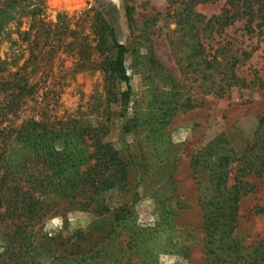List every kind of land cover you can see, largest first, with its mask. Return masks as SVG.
Masks as SVG:
<instances>
[{
  "label": "rangeland",
  "instance_id": "obj_1",
  "mask_svg": "<svg viewBox=\"0 0 264 264\" xmlns=\"http://www.w3.org/2000/svg\"><path fill=\"white\" fill-rule=\"evenodd\" d=\"M74 1L0 0V79L24 85L20 109L0 126L11 128L0 134V264H205L201 203L210 187L195 159L219 149L240 158L254 141L264 115V27L247 34L239 23L223 34L240 58L241 83L214 92L181 68L179 0ZM223 3L193 10L208 19ZM100 21L128 50L126 103L124 84L99 67ZM95 140L129 163L123 190L95 189ZM52 146L53 155L91 158L75 167L59 155L55 168ZM228 170L232 179L235 165ZM245 181L234 236L249 247L264 242V215L255 213L264 210V180ZM32 198L45 215L27 224L17 207L27 212Z\"/></svg>",
  "mask_w": 264,
  "mask_h": 264
},
{
  "label": "trees",
  "instance_id": "obj_2",
  "mask_svg": "<svg viewBox=\"0 0 264 264\" xmlns=\"http://www.w3.org/2000/svg\"><path fill=\"white\" fill-rule=\"evenodd\" d=\"M213 0H179V4L173 9V19L177 28L179 39L184 41L185 51L180 52L179 61L186 60V68L202 82L208 83V91L224 92L231 87L238 86L241 81L236 75L240 58L232 51L231 42L222 39L223 34L235 24L243 23L242 30L252 34L255 30L260 31L264 27V0H224L217 15L206 19L194 13L196 4H206ZM172 5V3H171ZM1 27V23H0ZM260 33V32H259ZM99 42L96 52L101 59L100 68L108 74V78L118 80L125 86L121 94V101L126 103L130 96L129 78L126 75L125 61L128 50L118 43L114 29L107 22L100 21ZM184 38V40H182ZM222 40H221V39ZM217 39V40H216ZM219 39V40H218ZM208 41V42H207ZM213 42L214 47H210ZM113 51V54L109 53ZM178 51V50H177ZM0 64V73L4 71ZM23 78L6 82L0 79V126L8 122V116L15 113L21 107L23 96L21 84ZM23 85V87H21ZM243 85V84H241ZM9 124L1 129L0 134L10 132ZM264 115L259 119L258 130L252 144L247 145L240 158L231 151L222 149L207 153V159H195L199 170H205L208 176L210 195L201 203L203 212L202 231L205 239L206 261L205 264H264V242H257L249 247H243L240 240L234 236L237 223L239 202L247 193V176H255L264 180ZM19 131V135H22ZM30 141L36 140L30 137ZM95 140L94 154L92 158L96 161L93 170L96 173L95 189L104 191L115 189L123 190L128 183L129 163L107 144H99ZM39 148V144H35ZM53 146L49 148L47 158L55 168L60 166L56 156L63 159L72 166H78L91 158L82 152L76 155L68 152L53 155ZM235 165V173L232 179L228 175L229 165ZM7 169V168H6ZM232 169V167H231ZM16 198V197H15ZM13 199V198H11ZM37 198H32L28 203V210L18 208L20 214L30 215L26 223L41 219V212H34ZM17 201V200H15ZM21 202H18V204ZM16 205V204H15ZM17 210L12 219L18 220ZM256 214L264 215V210L255 209ZM40 215V216H39ZM39 217V218H38Z\"/></svg>",
  "mask_w": 264,
  "mask_h": 264
},
{
  "label": "bare ground",
  "instance_id": "obj_3",
  "mask_svg": "<svg viewBox=\"0 0 264 264\" xmlns=\"http://www.w3.org/2000/svg\"><path fill=\"white\" fill-rule=\"evenodd\" d=\"M78 0H75L74 2H77Z\"/></svg>",
  "mask_w": 264,
  "mask_h": 264
}]
</instances>
